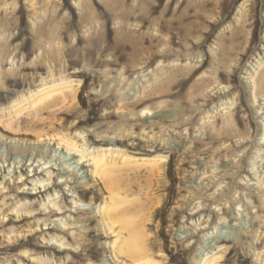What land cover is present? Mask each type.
I'll return each mask as SVG.
<instances>
[{
	"label": "rangeland",
	"instance_id": "rangeland-1",
	"mask_svg": "<svg viewBox=\"0 0 264 264\" xmlns=\"http://www.w3.org/2000/svg\"><path fill=\"white\" fill-rule=\"evenodd\" d=\"M0 121V264H138L98 161L145 264H262L264 0H0Z\"/></svg>",
	"mask_w": 264,
	"mask_h": 264
},
{
	"label": "bare ground",
	"instance_id": "bare-ground-1",
	"mask_svg": "<svg viewBox=\"0 0 264 264\" xmlns=\"http://www.w3.org/2000/svg\"><path fill=\"white\" fill-rule=\"evenodd\" d=\"M179 21H181V18ZM133 105H136V103ZM0 126L12 132L14 130L13 127L6 122L0 121ZM147 165L146 175L148 178L154 177L155 174L159 175V165L155 161ZM113 166L112 164L107 165L104 161L95 163V176L104 189L105 194H107V200L109 202L103 208L102 217L107 223L108 229L111 231L118 229L120 234L123 232L125 236L127 235L130 238L128 243L114 242L113 248L115 253L128 258L132 263L145 264L148 261V235L145 230V225L143 224V219L140 218V222L136 223L133 218L141 212L142 204L140 202H127L129 201V194L127 189L123 192V188L127 185L129 178L126 179V177L118 175ZM39 192L40 191L37 193ZM37 193H29L28 195H35ZM138 227L140 228V232L137 230ZM55 228L57 227L54 225L50 229ZM122 238L120 237V239ZM24 244H28V242ZM40 248L49 249L48 247ZM204 264L212 263L211 260H207ZM262 264H264V257L262 259Z\"/></svg>",
	"mask_w": 264,
	"mask_h": 264
}]
</instances>
